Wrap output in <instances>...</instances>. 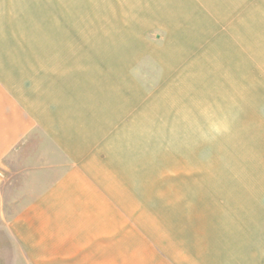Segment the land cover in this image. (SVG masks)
<instances>
[{"label":"rangeland","instance_id":"1","mask_svg":"<svg viewBox=\"0 0 264 264\" xmlns=\"http://www.w3.org/2000/svg\"><path fill=\"white\" fill-rule=\"evenodd\" d=\"M0 80V264H264V0H0Z\"/></svg>","mask_w":264,"mask_h":264},{"label":"crops","instance_id":"2","mask_svg":"<svg viewBox=\"0 0 264 264\" xmlns=\"http://www.w3.org/2000/svg\"><path fill=\"white\" fill-rule=\"evenodd\" d=\"M168 63V62H167ZM0 167L32 130L33 123L43 119L45 111L27 106L26 92H13L0 80ZM10 91L12 93H10ZM11 94V95H10ZM12 96V97H11ZM20 104V105H19ZM42 108V107H41ZM26 209V208H25ZM24 209V210H25Z\"/></svg>","mask_w":264,"mask_h":264}]
</instances>
